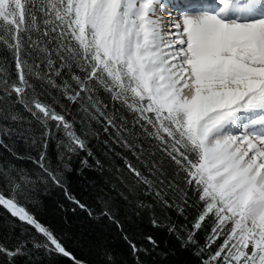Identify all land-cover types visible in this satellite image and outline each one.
Returning <instances> with one entry per match:
<instances>
[{
  "label": "snow or ice",
  "instance_id": "1",
  "mask_svg": "<svg viewBox=\"0 0 264 264\" xmlns=\"http://www.w3.org/2000/svg\"><path fill=\"white\" fill-rule=\"evenodd\" d=\"M0 45L15 64L14 74L0 64V208L14 241L0 243V264H33L40 249L88 264L28 207L53 188L72 211L119 229L133 264H152L159 250L151 234L136 242L145 216L201 264H264V0H0ZM101 129L104 155L123 160L127 179L89 147ZM81 153V174H121V187L93 185L99 216L66 185ZM190 210V227L171 218ZM101 255L100 264H127Z\"/></svg>",
  "mask_w": 264,
  "mask_h": 264
},
{
  "label": "trees",
  "instance_id": "2",
  "mask_svg": "<svg viewBox=\"0 0 264 264\" xmlns=\"http://www.w3.org/2000/svg\"><path fill=\"white\" fill-rule=\"evenodd\" d=\"M6 58V59H5ZM7 63L8 71L15 73L14 60L10 53L4 49L3 45H0V64ZM53 94L59 96L55 90H52ZM51 100V97H48ZM66 103V102H65ZM72 113H75V109H72ZM72 113H66V118L69 120L73 119ZM27 116V113L24 114ZM77 115H79L77 113ZM3 125V121L0 120V126ZM27 126V125H26ZM131 126V125H129ZM76 129L79 131L81 125L79 120L75 124ZM54 135L62 137V133H56L55 128L52 129ZM101 141L98 142L94 137L89 136V147L95 152V154L104 161L106 168L109 164H113L115 167L124 169L123 175L127 179V171L124 168L123 160L120 157H116L112 154V159L109 160L104 155V145L102 140L106 138V134L100 130ZM4 139H7L6 137ZM17 148L22 149L24 152H28L29 149L23 144V141L17 140ZM145 147H148L145 145ZM122 156L127 157L134 165L139 167L146 175L148 170L131 155L130 152L123 148H116ZM49 153L51 156H55L57 153L56 140H52ZM32 155H36L35 151L31 152ZM86 153H81L79 157H73L71 160V166L76 171L66 173V185L69 192L75 196L81 202L90 205L95 214L96 212V189L93 187L94 184H103L105 179L113 180L119 185L118 181H115L117 175L114 168L111 172L105 171L103 175L93 169H84L83 174L80 173V159H82ZM6 156L3 149H0V158ZM90 163L94 161L89 158ZM22 164L31 167L30 162L22 161ZM116 197L118 206L120 208L121 219L124 220L125 224L128 225L131 221L123 215L125 206L116 193H113ZM37 203L35 205H29L28 207L34 210L37 218L51 230H53L58 237L62 240L65 246L70 252H72L77 258L88 261V264H100L102 260L101 251L102 249H108L114 253L117 260L126 261L127 264H133V257L131 256L128 244L123 240L120 235L119 229H117L110 221L105 218L93 219L89 217L87 212H83L80 209L72 211L74 207L71 202L64 196L62 190L55 188L50 189L47 192L37 193ZM6 213L5 210L0 208V243H7L9 246L14 242L11 234L5 235V231L2 227L3 220ZM172 220L179 226H191V219L195 215V210L189 211V218L185 219L182 216H177L175 212L170 213ZM139 227L135 233L136 242L142 246L147 245V241L143 239V236L151 234L159 243V250L153 257L147 258L152 261V264H159L160 261H164V264H201L200 259L195 255L194 249H182L179 241L175 235H169L166 231L161 229H152L149 223V218L145 216L142 220H137ZM210 231V229L208 230ZM206 239V232L200 231L198 234V240L201 245L204 244ZM222 243V240L219 241ZM215 247V246H213ZM167 252L168 255L165 257L163 253ZM33 264H71L65 257H61L56 254H48L46 251L33 250L32 256Z\"/></svg>",
  "mask_w": 264,
  "mask_h": 264
},
{
  "label": "bare ground",
  "instance_id": "3",
  "mask_svg": "<svg viewBox=\"0 0 264 264\" xmlns=\"http://www.w3.org/2000/svg\"><path fill=\"white\" fill-rule=\"evenodd\" d=\"M174 15H175V13H174Z\"/></svg>",
  "mask_w": 264,
  "mask_h": 264
}]
</instances>
